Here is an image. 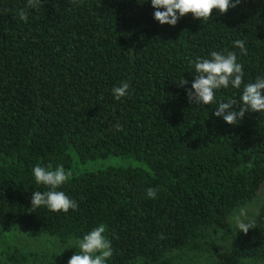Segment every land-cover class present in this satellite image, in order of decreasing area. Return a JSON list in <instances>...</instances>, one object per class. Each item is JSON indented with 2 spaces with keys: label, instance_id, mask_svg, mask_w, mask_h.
<instances>
[{
  "label": "trees",
  "instance_id": "obj_1",
  "mask_svg": "<svg viewBox=\"0 0 264 264\" xmlns=\"http://www.w3.org/2000/svg\"><path fill=\"white\" fill-rule=\"evenodd\" d=\"M153 12L149 0H35L33 8L0 0V236L18 229L66 243L103 223L108 264H186L205 248L210 264H264V203L247 233L231 222L264 192V112L228 125L214 115L218 103L187 98L190 62L213 50L236 52L245 73L241 88L219 90L217 102L238 101L244 84L264 76V0L204 20L189 13L175 26ZM122 81L131 94L114 101ZM74 154L139 165L77 172ZM36 165L70 173L57 190L75 210L31 207L33 192L47 190L34 182ZM212 240L223 242L211 250ZM75 253L27 263L9 252L0 264H68Z\"/></svg>",
  "mask_w": 264,
  "mask_h": 264
},
{
  "label": "clouds",
  "instance_id": "obj_2",
  "mask_svg": "<svg viewBox=\"0 0 264 264\" xmlns=\"http://www.w3.org/2000/svg\"><path fill=\"white\" fill-rule=\"evenodd\" d=\"M143 2V0H140ZM154 9L153 18L161 25L175 26L178 20L191 13L193 18L201 20L212 17L214 9L225 13L230 7H236L241 0H149ZM35 0H28V7L33 8ZM21 21L27 19L24 10L19 13ZM234 46L240 49L242 55L247 54L243 40L234 41ZM194 66V79L191 88L187 89V98L190 103L197 106H206L218 103L214 115L228 125H236L246 113L264 112V76L256 78L255 82L244 84L239 100L227 99L225 102H217L216 93L221 89H240L243 84L244 70L242 63L238 62L236 52L211 51L210 58L197 57L190 62ZM181 85L188 81L182 79ZM130 84L122 81L114 85L111 94L114 101H121L130 96ZM119 127V126H117ZM36 185L46 186V191H34L31 198V207H46L50 212L67 213L75 210L78 203L63 191L57 189L63 185L70 173H67L62 165L53 168L51 165H36L31 170ZM145 195L149 199L156 197V190L152 187L146 189ZM238 232L247 233L252 228L251 220L245 214H237L234 219ZM106 225L99 224L88 231L82 238L76 239L71 247L79 249L68 261V264H108L113 255L112 242L105 235Z\"/></svg>",
  "mask_w": 264,
  "mask_h": 264
},
{
  "label": "rangeland",
  "instance_id": "obj_3",
  "mask_svg": "<svg viewBox=\"0 0 264 264\" xmlns=\"http://www.w3.org/2000/svg\"><path fill=\"white\" fill-rule=\"evenodd\" d=\"M74 171H91L97 169H103L112 166H127V165H139L137 161L134 160H122L119 157L111 156L105 159L89 160L85 162L79 161L77 156L73 155ZM264 203V192L263 194L247 205L239 207L231 218L232 225L234 224V219L237 214L243 213L247 217L252 218L256 213V210ZM74 241H68L66 243H61L53 237L50 236H40L37 238H31L27 236L21 230H13L6 234L0 236V262L6 259V254L9 252L23 254L26 258L27 263H38L44 262L51 258V256L60 252L63 249H74L76 247H71ZM209 243L211 250L214 246L218 247L222 245L221 240L211 241ZM210 250L207 248L190 252L187 257H183L186 264H210Z\"/></svg>",
  "mask_w": 264,
  "mask_h": 264
}]
</instances>
